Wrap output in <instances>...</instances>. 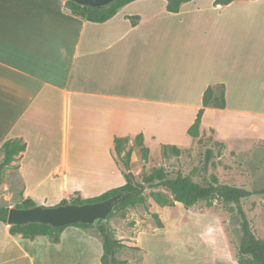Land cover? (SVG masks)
Segmentation results:
<instances>
[{
	"label": "crops",
	"instance_id": "0c3cea01",
	"mask_svg": "<svg viewBox=\"0 0 264 264\" xmlns=\"http://www.w3.org/2000/svg\"><path fill=\"white\" fill-rule=\"evenodd\" d=\"M66 1L0 0V163L5 141L26 144L0 196L14 181L24 200L99 196L126 183L116 138L142 135L146 145L187 133L193 143L189 128L204 108L200 135L231 141L242 138L237 121L264 116V0L211 3L213 21H141L127 11L132 1L103 22L74 15ZM218 85L226 107H204L205 90ZM9 227H0V264H38L41 248L62 246L64 231L55 242Z\"/></svg>",
	"mask_w": 264,
	"mask_h": 264
},
{
	"label": "rangeland",
	"instance_id": "374dc122",
	"mask_svg": "<svg viewBox=\"0 0 264 264\" xmlns=\"http://www.w3.org/2000/svg\"><path fill=\"white\" fill-rule=\"evenodd\" d=\"M215 1L191 0L181 13H172L166 11L165 0H136L127 6V11L138 13L141 21H213L215 10L210 9L209 5L216 4ZM200 7L204 9L200 10ZM135 18L132 21H136ZM247 29L250 34L257 33L252 22ZM247 107L260 108V105ZM189 115V112L185 113L186 120ZM218 119V114L211 112L205 121L214 123ZM240 123H243V128L236 136L243 139L224 141L212 130L205 131L203 135L199 133L193 143L187 133L166 139L167 142L148 139L146 145L144 142V147L149 149L147 161L143 157V147L136 143L135 138H128L125 149L119 155L122 170L126 172L125 152L132 148L131 171L137 182H142L145 174L158 168H164L171 177L181 172L201 181L206 150L212 148L214 156L209 164V175H216L221 183L248 189L263 188L264 116L255 119L248 117L235 124ZM226 129L230 130L228 127ZM164 144L182 147L181 153L177 154L170 146L165 148ZM7 185L9 187L0 196V206L11 207L23 203L20 182H8ZM154 192L163 193L173 202V196L166 187H147L143 193L145 203L119 208L105 222L114 238L125 245L117 250L116 256L122 261L121 264H238L236 252L241 229L240 216L234 204L225 205L215 200L211 205L203 201L192 207L180 202L161 206L154 200ZM58 194L37 198L35 202L44 207H53L62 204L63 199L71 202L75 196V193H65L64 196L62 193L61 197ZM244 207L254 233L264 240V194L245 200ZM155 213L159 215L163 227L158 226ZM4 225L5 222H0V227ZM40 251L41 261L38 264H101L103 240L97 227L81 229L70 225L63 232L62 246L41 248ZM1 253L0 261L3 260Z\"/></svg>",
	"mask_w": 264,
	"mask_h": 264
},
{
	"label": "trees",
	"instance_id": "16d2710c",
	"mask_svg": "<svg viewBox=\"0 0 264 264\" xmlns=\"http://www.w3.org/2000/svg\"><path fill=\"white\" fill-rule=\"evenodd\" d=\"M135 0H117L111 6L107 8H98L92 6H84L78 4L72 0L66 1L67 8L76 16H80L84 19L96 22L107 21L112 18L120 8L126 4ZM166 8L170 12H179L183 3L191 0H166ZM233 0H216V4H228ZM203 106H213L217 108L226 107L225 89L222 85L208 87L203 95ZM204 108L200 109L195 122L189 128V134L193 137L199 136V129L201 125L202 115ZM136 143L142 146L143 157L148 160L147 147H144V137L138 135ZM128 138H116L115 150L120 155L125 149L124 144L128 141ZM168 146H165L167 148ZM177 154L181 153V149L176 146H170ZM26 149V144L20 140H7L3 143L1 150L4 152V157L0 163V183L2 181V175L5 168L10 165L14 158ZM133 149L130 148L125 152V176L126 183L110 189L103 194L93 197L84 198L78 192L71 202L75 203H88L97 202L107 199L115 194H127V198L122 202L116 210L124 208L129 205L135 206L138 203H145L146 198L144 191L147 187L157 188L159 186L166 187L173 196V202L168 200L161 192L152 193L154 200L161 206L172 205L174 202L183 203L187 207H192L199 202H206L208 205L213 204L215 200L222 201L225 205L234 204L237 212L240 216V229L241 236L237 248L236 258L239 264H264V240L258 238L253 231L251 219L248 216V212L244 207V201L254 195L264 194V187L260 189H248L246 187L221 183L216 175H209V164L214 156L212 148L206 150V158L203 165L204 176L201 181L194 180L191 176L184 175L179 172L176 176H170L168 171L164 168L155 169L149 174L143 176L142 182L135 181V176L131 171V157ZM69 201L64 199L62 204ZM36 204L33 199H25L23 203L17 204L18 207H29ZM115 210V211H116ZM9 207L0 206V221L7 223ZM113 214V213H112ZM157 219L158 226L163 227L159 215L154 214ZM73 226L80 228L97 227L100 231L103 240V254L101 256V264H121L117 258V250L125 245L118 239L114 238L111 231H109L104 224L99 226L88 224H74ZM65 227H52L40 223H32L28 225H12L9 227L11 234L20 233L24 237L34 238L39 235L53 236L55 242L60 241V235L65 230Z\"/></svg>",
	"mask_w": 264,
	"mask_h": 264
},
{
	"label": "water",
	"instance_id": "95a60500",
	"mask_svg": "<svg viewBox=\"0 0 264 264\" xmlns=\"http://www.w3.org/2000/svg\"><path fill=\"white\" fill-rule=\"evenodd\" d=\"M84 6L107 8L117 0H72ZM127 194H115L107 199L75 203L68 202L53 207H44L38 204L29 207H9L7 224L28 225L40 223L52 227H65L74 224H88L99 226L109 220L116 208L126 200Z\"/></svg>",
	"mask_w": 264,
	"mask_h": 264
},
{
	"label": "bare ground",
	"instance_id": "6f19581e",
	"mask_svg": "<svg viewBox=\"0 0 264 264\" xmlns=\"http://www.w3.org/2000/svg\"><path fill=\"white\" fill-rule=\"evenodd\" d=\"M82 173H84L83 171H81ZM90 174H93V173H90ZM96 174V173H95ZM96 175H98V174H96ZM99 176V175H98ZM91 177V176H90ZM95 177H97V176H95ZM95 177H93V178H95ZM92 178V177H91ZM98 178V177H97Z\"/></svg>",
	"mask_w": 264,
	"mask_h": 264
}]
</instances>
